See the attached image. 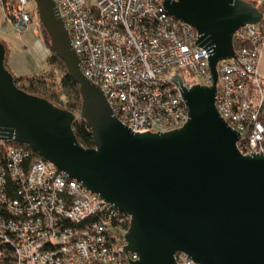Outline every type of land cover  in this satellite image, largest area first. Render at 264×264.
I'll use <instances>...</instances> for the list:
<instances>
[{
	"label": "water",
	"instance_id": "1",
	"mask_svg": "<svg viewBox=\"0 0 264 264\" xmlns=\"http://www.w3.org/2000/svg\"><path fill=\"white\" fill-rule=\"evenodd\" d=\"M53 53L78 86L77 113L28 94L5 67L0 42V141L33 149L67 177L129 216L127 264H264V152L243 154L240 133L215 106L220 60L234 57L233 37L262 13L245 0H164L163 8L197 31L211 86L180 85L188 120L168 132H133L114 116L103 91L81 72L80 59L54 0H33ZM252 74V73H251ZM83 120L92 146L72 125ZM128 257V256H127Z\"/></svg>",
	"mask_w": 264,
	"mask_h": 264
},
{
	"label": "built area",
	"instance_id": "2",
	"mask_svg": "<svg viewBox=\"0 0 264 264\" xmlns=\"http://www.w3.org/2000/svg\"><path fill=\"white\" fill-rule=\"evenodd\" d=\"M164 0H54L80 59L82 74L103 91L114 116L133 132H168L187 120V107L171 77L182 85L211 86L197 31L170 15ZM262 13L233 37L234 57L218 61L215 106L240 133L243 154L264 152V0H245ZM33 0H0L4 19L17 32L38 20ZM252 73V74H251ZM195 77L198 83H192ZM13 142V141H0ZM0 151L8 176L23 185L18 198L0 197L14 219L0 217V246L11 258L0 264H127L121 244L129 216L67 177L33 149L8 144ZM34 152L36 154H34ZM36 155V156H35ZM30 159L27 169L23 162ZM72 225H66L65 220ZM124 244V243H123ZM128 256V257H127ZM176 264H197L177 252Z\"/></svg>",
	"mask_w": 264,
	"mask_h": 264
},
{
	"label": "trees",
	"instance_id": "3",
	"mask_svg": "<svg viewBox=\"0 0 264 264\" xmlns=\"http://www.w3.org/2000/svg\"><path fill=\"white\" fill-rule=\"evenodd\" d=\"M39 28L41 30V33L44 35L48 48L50 50V54L47 58L46 66L47 68L45 70L40 71L39 73L36 74H30V75H24V76H13L14 78V83L16 87L21 89L22 91L31 94V95H36L42 98L47 99L49 102L54 104L57 107H60L62 109H66L68 111L74 112V111H79L80 106H81V98L78 93V86L75 84V82L71 79V77L68 75L65 66L63 62L53 53L50 43L48 40V37L46 35V32L44 29L41 27L39 21L37 20ZM6 52H5V67H6ZM52 66L58 67L59 71L61 73H55ZM50 83V84H49ZM49 84V85H48ZM48 86L53 87L54 89L58 90L60 93V96L56 95L53 93ZM48 87V88H47ZM44 88V89H43ZM47 89L49 92H52L50 97L46 96V93L41 94L40 90ZM46 90V91H47ZM61 95L63 97H61ZM57 100L58 102H55ZM262 121L264 123V113L262 115ZM74 134L78 141L81 143V145L85 148L91 147L92 146V136L89 131V127L87 124L81 120L77 119L73 125H72ZM8 144L12 145H20L24 147H28L24 144H20L17 142H0V151L3 149L1 148L2 146H6ZM30 148V147H28ZM34 154H36L34 152ZM36 156V155H35ZM30 159H27L26 161L23 162V167L24 170L27 169V165L29 164ZM1 166L5 169L2 174H4V183L1 185L2 193L5 195V199H14L18 198V191L23 188V185L19 180H12L7 174L8 170L2 162ZM0 217L3 221H8L9 219H14L11 214H9L5 207H4V202L2 201V198L0 197ZM66 225H72L69 223V221L66 219L65 220ZM73 226V225H72ZM0 249L3 251V259L8 260L11 258V247L6 245L4 247L0 246Z\"/></svg>",
	"mask_w": 264,
	"mask_h": 264
},
{
	"label": "rangeland",
	"instance_id": "4",
	"mask_svg": "<svg viewBox=\"0 0 264 264\" xmlns=\"http://www.w3.org/2000/svg\"><path fill=\"white\" fill-rule=\"evenodd\" d=\"M4 18V8L0 4V42L4 45L6 50V69L12 74V76L36 74L45 70L47 68L46 62L50 50L44 35L41 33L38 22L32 20L27 28L17 32L7 23V20L5 21ZM52 68L55 73H61L58 67L52 66ZM259 71L261 76L264 77V48L260 59ZM189 80L192 83L199 82L195 77H189ZM48 87L51 89L49 91H53V93L60 96L58 90L50 86ZM46 90L47 89H45V91L41 89L40 93H46V96L50 97L52 92ZM61 97L63 96L61 95ZM55 102L58 101L55 100ZM73 113H77V110ZM121 244L125 245V242L122 240Z\"/></svg>",
	"mask_w": 264,
	"mask_h": 264
}]
</instances>
